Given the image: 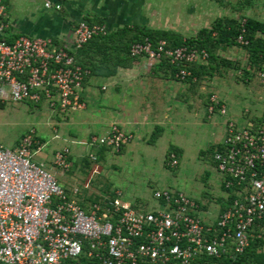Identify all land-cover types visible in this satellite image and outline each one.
Here are the masks:
<instances>
[{"label": "built area", "instance_id": "2783aa9c", "mask_svg": "<svg viewBox=\"0 0 264 264\" xmlns=\"http://www.w3.org/2000/svg\"><path fill=\"white\" fill-rule=\"evenodd\" d=\"M0 19V107L7 101L47 102L58 113L84 110L81 92L92 73L74 54L95 36L109 34L107 25L80 21L72 43L58 48L53 38L20 35L8 42L4 0ZM237 41L248 44L243 35ZM131 55L157 63L168 59L179 67L180 81L192 76L185 66L210 58L204 49L168 48L164 40L156 47L148 40L136 43ZM258 75L264 84V64ZM207 109L210 116L227 113L217 95ZM226 125L214 162L228 195L235 198L211 224L199 217V204L179 191L157 192L159 208L153 211L118 199L83 207L35 159L45 146L35 130L13 148L0 146V264H232L220 261L244 254L252 238L264 240V121ZM133 139L114 125L78 144L120 152ZM71 155L68 147L57 151L54 165L69 171ZM86 156L97 160L92 152ZM170 157L171 165H178L177 155Z\"/></svg>", "mask_w": 264, "mask_h": 264}, {"label": "rangeland", "instance_id": "374dc122", "mask_svg": "<svg viewBox=\"0 0 264 264\" xmlns=\"http://www.w3.org/2000/svg\"><path fill=\"white\" fill-rule=\"evenodd\" d=\"M64 1L66 4L62 5L57 17L68 22L72 29L78 17H97L104 20L110 30L141 23L149 28L173 30L185 37H194L219 18L245 17L264 22V0ZM121 1L125 3L121 5ZM7 2L10 9H17L21 16L43 4V0ZM216 55L217 61L210 59L203 64L207 70L201 79L194 80L193 84L179 80L187 84L188 91L180 103L169 96L174 103L166 101L162 111L169 114L171 118L166 121L170 122L164 124V131L154 143L150 141L155 131L152 129L145 137L137 134L124 152V149L120 152L108 150L92 161L82 153L96 154L100 148L78 145L86 135L78 125L59 117L47 102L35 105L7 101L0 107V146L13 148L35 130L45 144L35 159L43 163L82 206L118 199L136 209L153 211L159 208L157 192L179 191L201 206L199 217L211 224L228 199L212 149L223 141L228 121L245 127L264 116V84L259 71L250 67L248 52L234 46L220 49ZM222 59L231 61L233 66L223 65ZM112 94L116 93L109 87L105 92L99 90L97 97L106 105L105 99ZM212 95H217L226 106V114L216 111L209 115L207 108ZM171 146L182 150L176 166L171 165V157L166 159ZM66 147L74 155L69 171L54 165L55 153Z\"/></svg>", "mask_w": 264, "mask_h": 264}, {"label": "crops", "instance_id": "0c3cea01", "mask_svg": "<svg viewBox=\"0 0 264 264\" xmlns=\"http://www.w3.org/2000/svg\"><path fill=\"white\" fill-rule=\"evenodd\" d=\"M121 2V5L125 3ZM46 3H51L53 7L47 8ZM64 3L66 4L64 0H43L41 8L38 7L30 10L22 16L20 15L21 13H18L17 9L15 11L10 9L8 3V21L12 28L9 35L17 37L22 34H31V36L35 37L53 38L63 44V46L70 45L74 39V29L76 26L72 29V26L68 22L57 17V14L62 9V5H65ZM56 5H60L61 9L57 10ZM83 19L78 17L76 22L83 21ZM125 25L145 24L129 23ZM109 87H112L116 94L108 96L105 99L107 104L102 105L103 100H98L99 98L97 97L98 91L105 92ZM188 88L187 84L180 82L176 78L166 76L165 69L162 70L159 67V63L147 57H140L134 60L131 67L119 68L114 76L91 75L86 80L81 92L86 108L79 112H60L58 116L67 122L78 125L79 129L86 135L85 139L77 143H87L94 135H104L114 125L126 133L133 134L134 139L137 134L144 135L145 137L152 129L154 130L156 127L163 129L164 124L170 122L166 121L171 118L169 114L162 111L166 106V101L168 102L169 100L170 103H174L169 96L172 95L175 102L180 103L183 101L181 98H185L183 94L187 93ZM102 108H105L104 111H102ZM39 139L44 144L43 139L40 137ZM78 145L88 146L83 144ZM126 147L123 152L126 150ZM95 153L97 156V151ZM82 154H84V157H87L85 153ZM81 156L83 158V155ZM73 159L74 155L72 153L70 157L72 166ZM199 208V211H201L200 205ZM221 210L222 208H220L214 222L221 215Z\"/></svg>", "mask_w": 264, "mask_h": 264}, {"label": "trees", "instance_id": "16d2710c", "mask_svg": "<svg viewBox=\"0 0 264 264\" xmlns=\"http://www.w3.org/2000/svg\"><path fill=\"white\" fill-rule=\"evenodd\" d=\"M6 7L7 0H4ZM246 20L242 26L243 20ZM90 24H104V20H99L97 17L84 18ZM1 22V19H0ZM80 22V21H79ZM76 22V26L79 24ZM243 29L245 31H243ZM12 28L10 27L6 39L8 42H13L15 36H10ZM243 35L248 44H240L237 40ZM146 40L152 43L154 47L162 40L166 41L168 48H179L188 46L191 48L204 49L209 53V60L217 61L216 53L220 49H227L229 47L240 46L243 47L249 55V65L251 68L260 70L264 64V22L253 18H219L210 28L201 29L194 37H185L181 33L173 30L153 29L145 25H124L115 30H110L107 35L95 36L91 41L85 44L81 49L75 52V58L79 65L90 69L92 75L114 76L119 68H129L132 66L136 57L131 55V48L136 43H143ZM58 48H65L59 41L54 40ZM226 66H233V63L228 60H220ZM159 67L165 69L166 76L176 78V73L179 67L171 64L168 59H163L159 63ZM192 72V76L186 81L194 83L206 72L207 68L203 64H194L185 66ZM248 74L249 72L245 70ZM177 79V78H176ZM178 80V79H177ZM264 121V116L259 120H253L254 123H261ZM163 129L156 127L152 134L150 141L154 143L162 134ZM220 145L214 147L213 152L218 151ZM122 148L121 150H123ZM109 148H100L97 151V156H102ZM172 153L181 158L182 150L171 146L167 152L166 159ZM215 154V153H214ZM166 166L169 167L168 162ZM224 190L227 192L223 185ZM235 195L231 192L228 195L227 204L222 207L221 213L229 207L234 200ZM86 207V205H83ZM221 263L232 264H264V240L259 238H252L250 246L244 254L238 257H228L220 261Z\"/></svg>", "mask_w": 264, "mask_h": 264}]
</instances>
